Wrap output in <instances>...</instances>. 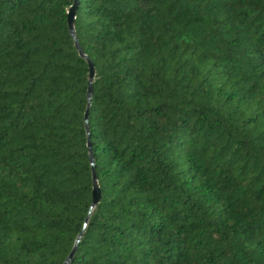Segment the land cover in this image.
<instances>
[{"label": "trees", "instance_id": "1", "mask_svg": "<svg viewBox=\"0 0 264 264\" xmlns=\"http://www.w3.org/2000/svg\"><path fill=\"white\" fill-rule=\"evenodd\" d=\"M73 1L0 0V264H264V0H78L88 109Z\"/></svg>", "mask_w": 264, "mask_h": 264}, {"label": "water", "instance_id": "2", "mask_svg": "<svg viewBox=\"0 0 264 264\" xmlns=\"http://www.w3.org/2000/svg\"><path fill=\"white\" fill-rule=\"evenodd\" d=\"M77 4H78V0H74L73 4L68 8V10L66 12V20H67V24H68L69 33H70V35L73 39V42H74V46L77 49L79 56L82 57L83 59H85L87 62V65H88V90H87V94H86V96H87V109H88V106H89V103L91 100L92 80L94 78V68H93V64L82 53V51L79 47V44L77 42L76 36H75L73 24H74L75 11H76ZM84 123H85V128L87 130L88 129L87 128V123H88V111L87 110L84 114ZM87 147H88V151H89V161H90V165H91V174H92V193H91L92 202H91V207H90V210H91L100 201V190H99L98 184L96 182V176H95V171H94V169H95L94 168V161H93V155H92V151H91V147H90L88 131H87ZM80 237H81V234L78 235L72 250L70 251L69 255L64 260L63 264H70Z\"/></svg>", "mask_w": 264, "mask_h": 264}]
</instances>
